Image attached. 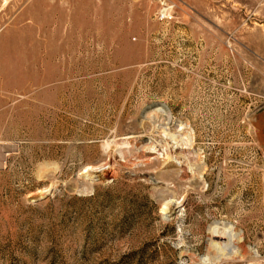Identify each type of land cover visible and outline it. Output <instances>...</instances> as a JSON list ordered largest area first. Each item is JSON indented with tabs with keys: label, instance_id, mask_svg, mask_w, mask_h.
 Masks as SVG:
<instances>
[{
	"label": "rangeland",
	"instance_id": "1",
	"mask_svg": "<svg viewBox=\"0 0 264 264\" xmlns=\"http://www.w3.org/2000/svg\"><path fill=\"white\" fill-rule=\"evenodd\" d=\"M223 224L264 264V0H0V264H204Z\"/></svg>",
	"mask_w": 264,
	"mask_h": 264
},
{
	"label": "bare ground",
	"instance_id": "2",
	"mask_svg": "<svg viewBox=\"0 0 264 264\" xmlns=\"http://www.w3.org/2000/svg\"><path fill=\"white\" fill-rule=\"evenodd\" d=\"M158 110L162 112H166L168 115V112L165 108L158 107ZM171 204L178 207L180 205V202L178 201L168 202L165 204L163 210L165 211L166 209H168ZM217 229H218V224L217 223L212 224V226L209 228L210 235L216 234ZM217 234H219V232ZM221 235L225 239L224 244L220 245L217 242L210 241L209 245L217 250V254L215 256H210L209 254H206L205 257L202 259V262L204 264H219L221 261L224 260L235 261V260L244 259L245 252L240 244L242 241L240 231L238 230L235 231V228L230 224H223Z\"/></svg>",
	"mask_w": 264,
	"mask_h": 264
}]
</instances>
